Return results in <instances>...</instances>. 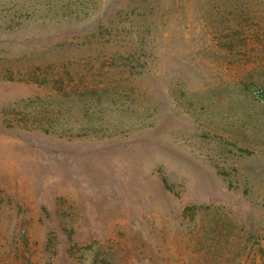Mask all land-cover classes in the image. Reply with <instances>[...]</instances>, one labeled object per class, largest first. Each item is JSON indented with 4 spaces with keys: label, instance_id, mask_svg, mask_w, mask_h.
Segmentation results:
<instances>
[{
    "label": "rangeland",
    "instance_id": "rangeland-1",
    "mask_svg": "<svg viewBox=\"0 0 264 264\" xmlns=\"http://www.w3.org/2000/svg\"><path fill=\"white\" fill-rule=\"evenodd\" d=\"M0 264H264V0H0Z\"/></svg>",
    "mask_w": 264,
    "mask_h": 264
},
{
    "label": "trees",
    "instance_id": "trees-1",
    "mask_svg": "<svg viewBox=\"0 0 264 264\" xmlns=\"http://www.w3.org/2000/svg\"><path fill=\"white\" fill-rule=\"evenodd\" d=\"M67 4H66V6H64L63 8H64V10L62 11L63 12V14L65 13V12H67V8H68V6H70V5H68V3L69 4H72V1L70 2V1H68V2H66ZM74 12V11H73ZM70 13H72V11L70 10ZM54 64H57V62H54ZM70 64H74V63H70ZM66 67L68 68V65L66 64ZM67 70V69H66Z\"/></svg>",
    "mask_w": 264,
    "mask_h": 264
}]
</instances>
